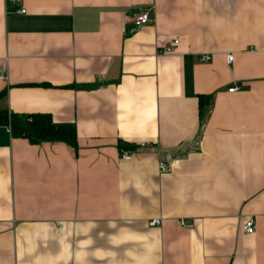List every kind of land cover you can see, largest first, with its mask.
Instances as JSON below:
<instances>
[{
  "label": "crops",
  "instance_id": "1",
  "mask_svg": "<svg viewBox=\"0 0 264 264\" xmlns=\"http://www.w3.org/2000/svg\"><path fill=\"white\" fill-rule=\"evenodd\" d=\"M4 65L78 145L0 127V264H264V0H0Z\"/></svg>",
  "mask_w": 264,
  "mask_h": 264
},
{
  "label": "trees",
  "instance_id": "2",
  "mask_svg": "<svg viewBox=\"0 0 264 264\" xmlns=\"http://www.w3.org/2000/svg\"><path fill=\"white\" fill-rule=\"evenodd\" d=\"M44 86H49L44 85ZM5 91L0 92V97ZM1 99V98H0ZM207 98L200 97V110L202 116L206 113ZM0 127L10 130L13 137L25 138L32 144L45 142H62L73 148H77L78 134L75 125L56 124L49 114H17L0 108ZM121 151L126 144L120 143Z\"/></svg>",
  "mask_w": 264,
  "mask_h": 264
},
{
  "label": "built area",
  "instance_id": "3",
  "mask_svg": "<svg viewBox=\"0 0 264 264\" xmlns=\"http://www.w3.org/2000/svg\"><path fill=\"white\" fill-rule=\"evenodd\" d=\"M11 3L14 5H21L23 3V0H9ZM17 13L24 15L27 13V10L24 8L18 9ZM133 23L135 24L136 27H141L145 25H150L154 23V19L152 18L150 11H143L141 14L138 16L134 17ZM179 40H175L173 44H170L168 46H165L159 50L158 53L160 54H171L176 50V47L179 45ZM212 60V56L209 54H204L201 57L202 62H209ZM234 60V56L230 55L228 56V62L232 63ZM7 69L8 66L4 65L0 69V78L4 81H9L8 76H7ZM239 90L238 87L232 88L229 91L230 92H236ZM149 145V144H145ZM150 146V145H149ZM133 157V154L130 152H122V159L125 161H130ZM179 160L178 159H170L167 161L160 160L158 163V168L161 174H168L171 173L174 169H176L179 166ZM162 225V221L155 219L150 222V226L152 227H158ZM244 233L252 235L256 232V222L254 218H249L245 221L243 227H242Z\"/></svg>",
  "mask_w": 264,
  "mask_h": 264
}]
</instances>
